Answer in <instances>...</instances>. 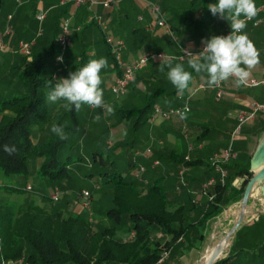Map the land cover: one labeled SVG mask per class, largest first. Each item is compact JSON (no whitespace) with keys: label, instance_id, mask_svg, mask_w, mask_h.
I'll use <instances>...</instances> for the list:
<instances>
[{"label":"crops","instance_id":"0c3cea01","mask_svg":"<svg viewBox=\"0 0 264 264\" xmlns=\"http://www.w3.org/2000/svg\"><path fill=\"white\" fill-rule=\"evenodd\" d=\"M19 2L0 0V33L7 23L12 26L11 35L4 37L8 45H15L18 40H33V44L36 46L41 38H45L46 42L53 36V24L63 17H68L70 20V45L67 49V51L69 50L68 55L64 58L65 61L67 59L77 61L82 50L93 56V59L105 58L109 65L108 69L105 68L102 71H107L110 74L111 84L117 69L110 56L107 55L110 53L107 45L103 42L102 32L91 22L94 15L102 18L115 37L124 40L123 57L126 61H132L149 51L178 54L182 48L196 49L213 36H225L226 32L231 29L226 19L221 18L218 14L214 16L208 8L209 4L218 3V0H119L108 8H103L100 5H68L60 8L58 6L62 5L59 4V0H19ZM255 3L258 8L264 4V0H255ZM151 4L159 6L163 12L164 19L172 30L173 38L165 28L155 25L156 15L150 11ZM39 10H44L46 13L52 11V21L48 22L44 17L39 24L35 19V13ZM8 16H11L10 20H8ZM140 16L141 18H139ZM262 17L263 13L259 11L254 19ZM149 26H152L151 30L147 29ZM244 31L260 53V63L250 70L249 76V78H257L261 75L264 66V22L255 26L247 22ZM45 46L46 43L41 47ZM22 56L19 53L11 54L10 51H0V62L11 67L18 64ZM149 62L150 64H148ZM149 62L136 72L134 82L129 87L136 93H144L145 96L157 92L156 98L160 103H155L163 108L183 104V101L175 98L178 91L167 79L169 70L167 64L171 63L173 66L177 63L183 64L186 70L191 71L193 75L189 88L182 93L183 96H189L187 103L190 110L187 112L186 118L171 116L156 122L148 121L153 127L151 133L155 139L152 137V141L150 137V141L154 142L150 159H148V165L152 171H149L146 183L155 177L166 178L172 170L175 172L173 175L175 181L171 185H167L168 190H166L167 198L170 201L168 209L175 210L181 207L180 224L188 225V227L185 234L171 242V250L168 255L174 253L184 258L188 254L190 256L191 252L190 263L194 258L197 261H193V264H205L213 249L208 247L212 236H214L212 231L215 230V227L225 223V221L221 222L220 215L223 214L226 207H235L237 202L225 203L220 214L209 219L205 224L199 225L202 214L207 208L206 201L208 199L206 196H199L196 203L191 200L189 203L186 199L188 193L185 191L176 192L174 188L177 182V171L184 162V157L188 156L190 164L186 181L191 190L199 188L205 179L213 175L208 164L209 156L228 144L231 132L236 125V110L247 109L254 101L264 104V84L250 87L238 84L234 77L229 78L227 81L221 82L223 95L217 100L215 90L207 83V73H196L190 69L187 59ZM161 66H164L163 72L160 71ZM199 84H204L206 87L200 88ZM175 89V94L169 95ZM263 141L264 113L260 112L252 120L244 123L239 133L233 138L232 148L235 157L230 160L231 162L229 161L228 175V180H231L232 184L239 185L242 180V170L248 168L250 171L252 155ZM154 159L159 160L157 166H152ZM261 161H259V165H262L264 160ZM152 173H157V175L150 179ZM145 184L143 183V185ZM164 186L166 187V185ZM212 189L208 190L212 193ZM254 210L257 211L258 208L255 207ZM258 211L264 212V206ZM246 216L250 217L248 213L243 215L234 233ZM175 225H178V222ZM207 236L208 240H206ZM224 236L227 237V235L222 237ZM169 237L168 235L161 236V243L168 241ZM205 241H208L206 245ZM202 247L203 249H201ZM194 251H197L199 255L196 256ZM206 251L207 254L204 255ZM5 262L13 264L10 261ZM109 264L126 263L109 262Z\"/></svg>","mask_w":264,"mask_h":264},{"label":"trees","instance_id":"16d2710c","mask_svg":"<svg viewBox=\"0 0 264 264\" xmlns=\"http://www.w3.org/2000/svg\"><path fill=\"white\" fill-rule=\"evenodd\" d=\"M65 6L68 5L58 7ZM53 26V36L46 42L45 38H41L38 45L33 44L29 58L22 56L18 64L10 67L16 74L17 87L22 88L23 91L10 97L0 96V174L5 177L26 175L29 170V160L38 158L40 161L34 170L35 175L60 184L63 181L73 180L68 172L72 171L73 165L77 168L87 165L89 171L84 173V176L98 175L101 186H111L112 206L102 211L103 213L98 212L109 220V224L103 226L92 223L85 212L74 213L67 210L64 214V210L69 205V199L65 198L64 202L55 208L56 210L49 209L51 200L46 195L41 196L46 201L44 205L34 201L26 204L25 207L15 201H12L14 204L0 203V262L4 260L13 264L68 262L155 264L161 254V247L166 242L161 243L155 232H159L162 236H170V240L165 243L168 246L174 239L185 234L188 227L180 224L181 207L175 210L168 209L170 201L165 186L161 183L162 177H155L145 185L132 177L127 178L115 169L118 165L116 160L118 155L116 157L114 153L115 157L109 159L110 147L104 153H93L91 163H87L80 154L74 157L65 154L66 144L71 139L70 135L78 128L77 112L71 105L69 106L71 111L64 113L71 121V124L64 129L68 134L67 139L61 140L50 132L42 140L32 141V126L49 115L48 103L45 100L46 94L51 90L48 82L51 80V74L46 76L44 67L47 59L56 52L54 42L60 21ZM44 43L46 46L41 47ZM110 58L113 62L112 56ZM92 59L93 56L82 50L77 67L73 68L72 72L82 68ZM175 92L176 89L169 95H174ZM156 95L157 92L147 94L146 102L142 107L122 110L121 116L124 117L132 111L141 114L147 109L151 110L156 102ZM4 110L10 113H2ZM64 115H59L54 124L59 125ZM5 145L15 146L16 151L12 154L5 152ZM186 164L189 165L190 161ZM226 168L228 169V163ZM242 171L239 185H234L227 179L223 185L213 187L214 197L206 201L207 208L202 214L199 225L220 214L225 203L238 202L241 199L245 186L252 176L248 168ZM0 189L10 190L16 194L30 193L25 186L18 187L8 183H1ZM186 199L191 203L190 195H187ZM46 204L49 205L48 208ZM177 222L178 225H175ZM119 227H126L129 232H133V236L125 240L115 237V231ZM257 248L264 250V237L255 247V253ZM237 254V251L230 249L226 256L217 259L213 264H237Z\"/></svg>","mask_w":264,"mask_h":264},{"label":"rangeland","instance_id":"374dc122","mask_svg":"<svg viewBox=\"0 0 264 264\" xmlns=\"http://www.w3.org/2000/svg\"><path fill=\"white\" fill-rule=\"evenodd\" d=\"M45 17L46 21H52L53 12L50 11L49 13H45ZM68 47L63 52V58L68 55ZM54 48L56 52L59 49L56 42H54ZM56 52L47 59V64L44 67V74L46 76H49L56 70V62L54 60ZM10 53L18 54V52ZM107 55L111 57L110 54L107 53ZM77 63L78 60L67 59V61H65L64 59L65 68L55 71V81L60 78H70V73L73 68L77 67ZM148 64H150V62ZM106 68L108 69V67ZM101 76V87L104 93V100L106 104L112 106V112L106 113L103 109L82 105L81 110L76 114L78 124L77 131L70 135L71 139L69 143L66 144L65 154L72 157L80 154L87 163H91L93 153H104L107 148L110 147L111 151L108 153L109 159H112L114 153L116 157L118 155V158L116 159L118 165H116L115 169L119 170L127 178L132 177L140 182L137 176L134 175V171L139 165H142L145 170H147V172L143 173L144 179L147 178L149 171H152L148 165V159L150 158L143 155L146 147H153L152 145L154 142L150 141V137L155 139L151 133L153 127H151L148 122L151 110L147 109L145 112H141V114L137 111H132L127 113L124 117L121 116V113L122 110L125 111L142 107L146 102V96L144 93L134 92V90L129 87L130 84L122 96L115 97L110 91V74L107 71H102ZM16 81V74L13 73L12 68L0 62V96L10 97V95L20 94L23 90L22 88L17 87ZM50 82L52 83L51 80ZM158 100L159 99L156 98L155 101L160 103ZM69 106L70 105H67V102L64 100L53 105L48 104V117L32 126V141H40L48 133L52 132V125L58 120L59 115H64V113L69 110ZM2 113L8 114L10 112L4 110ZM97 116H99V119H96ZM70 124L71 121L67 118V115H64L59 123L64 129ZM39 161L38 158L36 160H29V170L26 175L5 177L0 174V184L8 183L18 187H24L26 185L30 186V189H27L30 193L25 192L22 194H16L10 190L0 189L1 204L6 202L14 204L12 201H15L17 204H22V206L25 207L26 204L34 201V203L44 205L46 201H44L41 196L46 195L49 197L51 188L57 185L62 191V194L57 201H50L51 207L46 204V208L49 207L50 210H56L55 208H58V206L64 202V198L69 199V205L66 207V210H64V214L67 213V210H71L74 213L85 212L88 214V218L92 223H97V225L103 226L109 224V220H106L104 216L98 212H102L109 206H112L110 185L101 186L98 175L92 174L84 176V173L89 171V168L86 167L87 165L84 167L82 166L81 168H77L73 165L72 171H68L70 175H72L73 180L63 181L60 184L50 182L47 178H38L37 175H35L34 170L38 166ZM230 162H228V175ZM174 173L173 170L170 171L169 175L161 180V183L166 185L165 190H168L167 185H171L175 181V177L173 176ZM150 175L151 179L156 176L157 173H152ZM227 177L226 180L228 179ZM81 189L89 192L88 204L79 202L75 197L76 192ZM262 206H264V201L258 191L256 192V189L251 190L247 196V202L243 212V215H247L248 213L250 217H244L237 231L234 233V230L229 234L228 232L231 230L232 225L239 214V201L235 204V207H226L225 211H223L224 213L220 215L222 218L221 222L225 221V223L215 227V230L212 231L214 232V236H212L208 247L213 249L215 247L219 248L221 251L220 254L222 253L224 256L230 249L232 251H237V264H264V250L257 248L255 253V247L261 243L264 237V212L258 211ZM253 207L258 208V212L254 210ZM232 211L234 212L231 214ZM223 235H227V237H222ZM115 237L125 240L130 238V233L126 227H119L115 231ZM208 238L209 237L207 236L206 240H208ZM165 243L162 245L161 251L167 250L169 254L171 244L166 246ZM207 243L208 241L204 242L205 245ZM201 249H203V247ZM194 253L195 255L197 254L196 256L199 255L197 251H194ZM168 254L164 257L163 264H193V261L196 260L193 258V261L190 263L191 252L190 256L188 254L184 258L177 256V254L174 253L171 255ZM205 254H207V251L204 255ZM222 254L220 256L218 255L217 259L221 258L223 256ZM198 261L200 262L201 258ZM66 264L73 263L68 262Z\"/></svg>","mask_w":264,"mask_h":264},{"label":"built area","instance_id":"2783aa9c","mask_svg":"<svg viewBox=\"0 0 264 264\" xmlns=\"http://www.w3.org/2000/svg\"><path fill=\"white\" fill-rule=\"evenodd\" d=\"M119 0H59L60 5H72V6H80V5H100L103 8H108L114 3H117ZM16 2L20 3L19 0ZM259 11L263 13V17L259 19H251L247 20V22L252 25H257L260 22H264V4L258 7ZM150 11L156 15L155 25L159 27L165 28V30L172 35V30L169 25L166 23L164 19V14L159 8V6L151 4ZM46 11L39 10L35 13V19L40 24L44 17ZM141 18V16L139 17ZM11 19V16H8V20ZM91 22H93L102 32L103 39L105 44L107 45L110 55L113 59L114 67L117 69V73L114 77L113 83L110 85V91L115 97L122 96L128 86L134 81L136 72L146 65L149 61H165L171 59L184 60L189 59L191 55H198L206 44L201 45L196 49H188L182 48L178 54H170L163 51H149L138 56L136 59L132 61H126L123 59V50L125 48V42L121 38L115 37L112 32L107 28L105 22L102 20L100 16H93L91 18ZM147 29H152V26L147 27ZM12 33V26L10 23H7L5 28L0 33V51H10V52H18L19 54L28 57L31 55V50L33 46V40H18L15 45H8L5 42L4 37H9ZM231 34V29L226 32L225 36ZM55 42L58 45V50L54 56V60L56 62V70L59 71L62 68H65L63 52L70 45V20L68 17H63L60 20V26L58 33L55 37ZM62 58V59H61ZM53 71L51 73V81L54 86L56 81V73ZM260 84H264V66L261 70V75L257 78H249L245 85L254 87ZM200 88L206 87L204 84L198 85ZM215 90V98L218 100L223 95V90L221 89V83L216 86H211ZM191 94V93H190ZM175 98L183 101V104L178 106H169V107H161L158 104H153L151 108V112L149 115V122H156L160 120H164L171 116H176L181 118L179 113L184 112L185 108H187V112H189L190 108L187 103L189 96H183L182 93H176ZM186 112V114H187ZM263 112L264 113V104L258 102H251L247 109H238L235 112L236 125L233 131L231 132L230 140L228 144L219 151H216L211 154L208 158V164L211 170L213 171V175L209 176L205 179L199 188L196 190H191L186 181V174L189 169V165L186 162L189 161V157H184V162L181 164L179 170L177 171V182L175 184V191L180 193L185 191L188 195L191 196V201L193 203L197 202V198L199 196H206L208 200H212L214 197V193H211L208 189L213 188L215 185H223L226 177L228 175V170L226 168V164L235 157V152L232 148L233 138L239 133L241 126L252 120L256 114ZM152 149L148 146L145 148L143 155L145 157L151 156ZM159 164V160L154 159L152 161V166H157ZM145 172V168L142 165H139L137 169L134 171V175L137 176L138 180L142 183H146V179L143 178V173ZM26 189H30L29 185L25 186ZM62 194V191L59 187L53 186L50 190L49 198L52 202L57 201ZM77 200L79 202H83L84 204H88L89 200V192L87 190H79L76 192ZM225 211V210H223ZM224 213V212H223ZM130 236H133V232L130 231ZM161 234H156L157 238H161ZM168 254L167 250L161 251V254L156 261L155 264H161L164 260V257ZM0 264H6L5 261L1 260Z\"/></svg>","mask_w":264,"mask_h":264},{"label":"clouds","instance_id":"9594fccd","mask_svg":"<svg viewBox=\"0 0 264 264\" xmlns=\"http://www.w3.org/2000/svg\"><path fill=\"white\" fill-rule=\"evenodd\" d=\"M208 8L214 16L218 14L229 22L231 34L213 36L205 41L206 46L198 55L190 54L188 67L196 73H207L210 87L233 77L238 84L244 85L251 74L250 70L260 63V53L244 31L247 20L255 18L259 12L255 0H218V3L209 4ZM107 66L105 58L92 59L82 68L71 72L70 78L57 79L54 86L48 81L51 90L46 94V103L56 104L64 100L67 105L74 106L76 112L81 110L82 105H88L111 113L112 106L106 104L101 87V73ZM167 67V79L179 93L186 91L193 80L192 72L180 63L175 66L168 63ZM160 71H164V66L160 67ZM186 112L187 108L179 113L181 119L186 118ZM51 131L61 140L68 138L63 126L53 124ZM4 151L12 154L16 148L5 145Z\"/></svg>","mask_w":264,"mask_h":264},{"label":"water","instance_id":"95a60500","mask_svg":"<svg viewBox=\"0 0 264 264\" xmlns=\"http://www.w3.org/2000/svg\"><path fill=\"white\" fill-rule=\"evenodd\" d=\"M261 160H264V141L257 146L250 160V172L252 173V176L248 180L243 195L239 200V214L237 219L235 220L234 226L228 232V234L233 232L239 225L240 220L243 216L244 207L247 202V196L251 190L256 189V191H259V195L261 196L262 200H264V161L262 165L258 164ZM220 252V249L215 247L212 250L209 258L206 260L205 264H212L218 258Z\"/></svg>","mask_w":264,"mask_h":264}]
</instances>
